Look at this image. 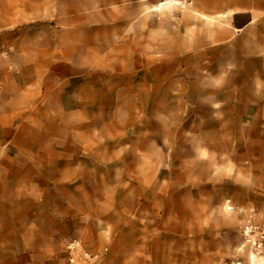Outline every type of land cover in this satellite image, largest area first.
I'll list each match as a JSON object with an SVG mask.
<instances>
[{
	"label": "crops",
	"instance_id": "1",
	"mask_svg": "<svg viewBox=\"0 0 264 264\" xmlns=\"http://www.w3.org/2000/svg\"><path fill=\"white\" fill-rule=\"evenodd\" d=\"M176 77L197 123L231 126L210 139L264 154V0H0V264H48L64 236L104 244L102 264L118 252L121 264H194L193 218L227 215L228 200L237 222L227 230L241 213L264 224L239 187L129 196L149 182L142 161L128 164L139 151L113 143L124 140L119 125L142 105L145 79L156 103L161 83L176 93ZM160 237L177 257L160 259ZM222 245L224 262L235 248Z\"/></svg>",
	"mask_w": 264,
	"mask_h": 264
},
{
	"label": "rangeland",
	"instance_id": "2",
	"mask_svg": "<svg viewBox=\"0 0 264 264\" xmlns=\"http://www.w3.org/2000/svg\"><path fill=\"white\" fill-rule=\"evenodd\" d=\"M176 14H179L178 11ZM169 63L173 68H178L177 60ZM148 80L150 78L145 79L144 83L142 105L139 104L140 107L128 110V123L119 125L122 129L124 127L122 130L124 140L113 141L120 145L117 146L118 148L127 150L128 154H133L132 150H138V154L142 155L139 158L129 155V165L131 160L138 159L146 167L143 177L149 182V187L131 186L128 189L129 196H168L175 184L177 190L186 186L192 197H219L227 193L224 188L239 187L241 190L254 193L256 208L264 212V154L256 156L238 154L237 149L228 146L229 142L210 139L215 134L230 133L231 126L197 123L198 110L190 112L186 109L181 78L176 77V84L172 86L176 93L172 92L171 95L166 91L167 84L161 83L160 100L156 103H152L151 85ZM172 96H175V99L171 98ZM187 116H192L190 125L185 124L184 119ZM200 133L208 137L209 141L198 139ZM262 152L264 153V148ZM155 170L159 171L158 178L154 174ZM153 179L159 180L160 188L152 187ZM170 186L172 188H169ZM229 207L232 209L230 210ZM80 208L83 218L87 205H81ZM208 208L218 209L212 204H209ZM219 210L226 212L227 215L211 213L208 220L202 223L193 218L192 262L194 264H264L263 222L260 219L256 224L252 221L245 222L241 213L236 226L227 230V223L237 222L230 218L233 212L231 201H226ZM86 223L81 219V231H84L82 228L84 225L86 228L84 232H88ZM247 227L252 229L250 236L246 234ZM69 231L70 227L65 226L64 232ZM248 238H251V241ZM168 239L160 237L158 246L160 251L169 249L161 252L160 259H165L164 255L170 258L175 255L177 257V253H173L174 250L170 247L175 242ZM223 241L235 249L229 259L221 262L219 254L223 248ZM60 244L62 249L55 258L48 260V264H102L105 260H110L106 258V247L104 244H99L97 239L64 236ZM89 244L92 246H88ZM252 256H255L254 263ZM126 258L127 254L118 252L113 254L111 261L113 264H121Z\"/></svg>",
	"mask_w": 264,
	"mask_h": 264
},
{
	"label": "built area",
	"instance_id": "3",
	"mask_svg": "<svg viewBox=\"0 0 264 264\" xmlns=\"http://www.w3.org/2000/svg\"><path fill=\"white\" fill-rule=\"evenodd\" d=\"M246 230H247L246 234L250 236V235L252 234V229H251L250 227H247ZM263 235H264V234H263ZM248 239H249V241H251V240H250L251 238H248ZM71 261H73V260H71Z\"/></svg>",
	"mask_w": 264,
	"mask_h": 264
},
{
	"label": "bare ground",
	"instance_id": "4",
	"mask_svg": "<svg viewBox=\"0 0 264 264\" xmlns=\"http://www.w3.org/2000/svg\"><path fill=\"white\" fill-rule=\"evenodd\" d=\"M229 209L231 210L232 208L229 207ZM252 259H253V263H254V261H255V256H252Z\"/></svg>",
	"mask_w": 264,
	"mask_h": 264
}]
</instances>
